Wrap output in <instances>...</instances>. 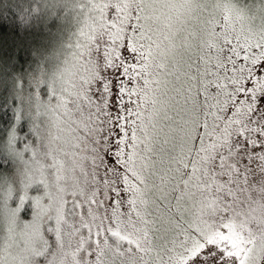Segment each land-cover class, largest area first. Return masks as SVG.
<instances>
[{
  "label": "snow or ice",
  "instance_id": "snow-or-ice-1",
  "mask_svg": "<svg viewBox=\"0 0 264 264\" xmlns=\"http://www.w3.org/2000/svg\"><path fill=\"white\" fill-rule=\"evenodd\" d=\"M78 7L0 141V264H264V0Z\"/></svg>",
  "mask_w": 264,
  "mask_h": 264
},
{
  "label": "trees",
  "instance_id": "trees-1",
  "mask_svg": "<svg viewBox=\"0 0 264 264\" xmlns=\"http://www.w3.org/2000/svg\"><path fill=\"white\" fill-rule=\"evenodd\" d=\"M234 2L248 8L260 0ZM78 5L79 0H0V141L10 129L29 135L28 119L20 118L21 98L70 60L80 27ZM3 165L5 174L14 168L7 159Z\"/></svg>",
  "mask_w": 264,
  "mask_h": 264
},
{
  "label": "rangeland",
  "instance_id": "rangeland-1",
  "mask_svg": "<svg viewBox=\"0 0 264 264\" xmlns=\"http://www.w3.org/2000/svg\"><path fill=\"white\" fill-rule=\"evenodd\" d=\"M238 6L243 7L242 5H239V4H238ZM254 7H257V6H251V7H248V8H254ZM87 31H88V29L85 28V33H87ZM79 39H80L81 42H83V40L85 39V37H80ZM76 40H77V38L73 41L74 44L76 43ZM74 51H76L75 48H74ZM70 59H71V56H70ZM30 93L32 94V92H30ZM30 93H28V94L24 93L23 96H30L31 95ZM44 97L46 98L47 97V94ZM9 171L10 172H7L6 175H11L15 171V165H14V168L10 169Z\"/></svg>",
  "mask_w": 264,
  "mask_h": 264
}]
</instances>
